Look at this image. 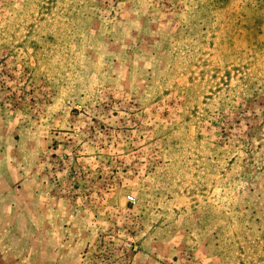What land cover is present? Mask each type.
<instances>
[{"label":"rangeland","instance_id":"rangeland-1","mask_svg":"<svg viewBox=\"0 0 264 264\" xmlns=\"http://www.w3.org/2000/svg\"><path fill=\"white\" fill-rule=\"evenodd\" d=\"M0 264H264V0H0Z\"/></svg>","mask_w":264,"mask_h":264}]
</instances>
